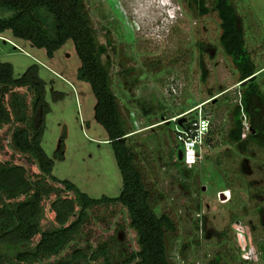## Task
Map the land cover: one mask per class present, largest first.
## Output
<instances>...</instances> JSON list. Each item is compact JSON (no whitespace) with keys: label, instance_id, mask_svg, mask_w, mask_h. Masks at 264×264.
I'll list each match as a JSON object with an SVG mask.
<instances>
[{"label":"rangeland","instance_id":"rangeland-1","mask_svg":"<svg viewBox=\"0 0 264 264\" xmlns=\"http://www.w3.org/2000/svg\"><path fill=\"white\" fill-rule=\"evenodd\" d=\"M83 1L97 43L106 47L102 60L109 61L111 89L132 130L129 141L138 152L136 163L154 189L156 212L170 213L175 221L168 245L171 264H264V150L252 143L242 153L228 138L244 85L219 44L220 21L212 0H205L209 11L203 14L188 0ZM230 3L264 94V0ZM2 36L7 41L0 40V61L11 64L14 77L37 65L46 102L41 147L51 175L72 182L90 197L118 196L122 176L113 144L95 116L90 85L77 78L80 59L73 41L67 40L49 57L45 49L32 48L8 32ZM12 95L25 99L30 114V92L25 87L8 89L7 102ZM198 114L211 121V142L203 146L200 163L182 175L175 165V151L182 148L176 124ZM12 126L0 129V161L23 165L28 175L39 173L28 155L13 154ZM50 200L44 203L43 229L56 226ZM239 223L248 228V239L257 250L255 262L242 258L235 235ZM37 239L19 247H32ZM104 241L115 259L138 249L124 206L89 209L87 221L60 256L75 247L94 249ZM87 264H101V259Z\"/></svg>","mask_w":264,"mask_h":264},{"label":"trees","instance_id":"trees-1","mask_svg":"<svg viewBox=\"0 0 264 264\" xmlns=\"http://www.w3.org/2000/svg\"><path fill=\"white\" fill-rule=\"evenodd\" d=\"M187 3L196 5L200 14L209 11L205 0ZM212 10L220 21L219 44L237 68L240 83L256 71L245 47L236 11L230 0H212ZM5 32L32 48L45 49L49 57L67 40L73 41L80 59L77 78L90 85L96 98L95 116L108 131L122 185L118 196L94 198L72 182L59 181L51 175L50 160L41 147L46 102L37 65L14 77L11 64L0 61V129L13 125L9 136L13 154L28 155L39 169V173L28 175L23 165L12 160L0 161V264H42L52 257L56 258L51 264H87L98 259L101 264H171L168 245L176 224L170 213L156 212L154 189L146 182L143 168L136 163L138 152L129 141L132 130L124 122L111 89L109 61L102 60L106 47L97 43L84 1L0 0V35ZM202 73L204 76L205 72ZM16 87H25L30 92V114L24 98L12 95L6 101V90ZM232 114L230 142L242 153L252 143L264 150V94L255 79L242 87L240 103L235 105ZM243 116L250 125L244 138ZM210 142L209 135L206 143ZM175 165L182 175L189 173L177 158ZM66 191L72 196H63L62 192ZM52 195L55 198L50 200ZM46 200H50L56 226L43 229L41 220ZM109 204L126 208L138 249L129 255L121 253L115 259L110 243L104 241L94 249L75 247L60 256L87 221L88 210ZM36 236L38 239L32 247H19L21 243H31ZM212 263L219 264V261Z\"/></svg>","mask_w":264,"mask_h":264},{"label":"built area","instance_id":"built-area-1","mask_svg":"<svg viewBox=\"0 0 264 264\" xmlns=\"http://www.w3.org/2000/svg\"><path fill=\"white\" fill-rule=\"evenodd\" d=\"M0 40L7 41V38L0 35ZM211 121L208 116L198 114L197 117L189 121L176 124L175 137L182 143V164L186 168L197 166L202 160V148L206 144L209 136ZM250 131V125L245 116L242 120V137H246ZM10 142V141H9ZM177 158L178 150L175 151ZM178 159V158H177ZM236 240L242 251V258L249 262L257 261V250L248 239L249 233L247 226L239 223L235 227Z\"/></svg>","mask_w":264,"mask_h":264},{"label":"water","instance_id":"water-1","mask_svg":"<svg viewBox=\"0 0 264 264\" xmlns=\"http://www.w3.org/2000/svg\"><path fill=\"white\" fill-rule=\"evenodd\" d=\"M255 77H256V74H254V75L248 77L247 79H245V80H243L242 82H240V85H244L247 81H252V80H254ZM178 123L181 124L182 121H179ZM177 158H178L179 161L182 159V152H181V150H178Z\"/></svg>","mask_w":264,"mask_h":264}]
</instances>
